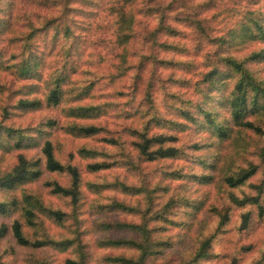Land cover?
Wrapping results in <instances>:
<instances>
[{
  "label": "rangeland",
  "instance_id": "obj_1",
  "mask_svg": "<svg viewBox=\"0 0 264 264\" xmlns=\"http://www.w3.org/2000/svg\"><path fill=\"white\" fill-rule=\"evenodd\" d=\"M233 2L234 0H163L164 7L173 8L165 22L171 32H159L154 42L150 33L159 22L156 17L146 13V8L152 7L154 2L147 6L145 0H136L131 7L134 16L133 36L127 46L130 68L123 77L113 80L111 65L117 56L116 12L127 8L123 0H0V18L5 21L11 19L10 27L0 33V62L4 63L13 58L21 44L18 38L27 34L30 27H33L35 32L32 48L43 57L41 72L47 76L49 72L63 67L67 61V67L77 70L74 78L77 83L75 86H78V92L70 95L58 108L43 107L36 112H18L12 109V105L18 98L29 97L30 95L26 94H31L35 82L18 80L0 67V84L3 86L0 92V120H5L12 128L36 127L48 119L65 123L66 115H63L61 110L70 105L99 106L102 110L98 119L81 121L100 127L102 131L98 135L77 138L65 135L59 130L51 136L59 157L64 161L71 160L72 164L78 166L82 175L83 196L78 219L79 231L82 233L81 241L88 254L87 264H112L107 262L108 257L137 255L134 250L127 248L101 247L99 242L104 239H138V235L127 230H104L100 225L139 223L138 215L132 211L119 210L114 203L144 210L148 202L144 189L152 191L151 213L163 210L162 207L170 201H177L170 204L168 213L164 214L165 221L162 219L149 222L153 235L162 241L168 240L170 244V247L161 249L155 255V264H179L187 261L196 251L198 242L214 233L208 257L198 264H264V216L259 217V208L255 206L238 208L230 201L231 195L237 198L257 196L253 186H262L264 190V161L258 157V149L263 146L264 138L260 139L250 133L242 134L245 151L240 152L238 157L235 155L236 151H240L238 146L232 143L227 149L230 155L228 168L235 169L237 159L246 162L244 168L249 164L257 166L256 173L246 185L234 189L223 185L217 174L211 185L200 184L193 177L173 175H200L203 169L197 162L202 159L207 162V157L192 155L203 152L205 145L187 143L190 136L202 133L194 127L187 131L165 130L167 134L177 136L173 146L184 153L175 159L143 162L131 146L136 140L133 130L139 131L147 121L143 118L144 112L150 106L146 101V94L149 93L151 103L158 112L164 108L166 100L186 102L181 97L190 88L195 91L197 84L209 70L206 57L227 53L242 58L264 48L259 43L246 42L236 49H217L214 54L216 38L226 35L231 28H236L238 23L245 22V15L236 20L230 15L231 9L224 7L225 4ZM248 2L257 4L260 0ZM50 21H55L59 28H71L72 34L76 36V40L73 38L76 44L73 45L69 58H66L60 49L64 44L62 34L56 35L53 29L43 27ZM201 37L204 38L203 42ZM193 39L196 40L195 44L192 43ZM142 56L143 63H140ZM254 68L264 76V64ZM86 85H92L89 93L79 95ZM32 96L42 99L43 93L38 89ZM157 104L161 107L157 108ZM6 105L11 106L7 116L3 111ZM165 111L171 113V106ZM161 117L172 120L166 116ZM76 120L80 122L79 119ZM150 127L149 133L154 128L160 129L153 124ZM236 140H240V137ZM193 144L197 149H194ZM83 147L101 152L102 155L96 160L113 164V167L107 171L89 173L85 166L90 161L83 159L78 153ZM122 153L127 154L136 165L138 160L139 167L132 168L129 164V168L114 167H118L116 159L128 162L126 157L120 158ZM26 154H38V148L29 150ZM16 155V152L3 153L0 150V168H9L15 164ZM186 168L189 171H185ZM193 168L197 171H191ZM60 181L64 185L67 183L65 178ZM116 181L128 187L138 188L142 193L131 196V193L116 187ZM90 182L100 188L92 191L86 184ZM27 187L32 191L38 190L45 200L65 209L63 202L47 194L40 181ZM260 205L264 210V192L260 197ZM178 212L182 219L173 218ZM248 212L250 224L243 229L242 215ZM224 214H228V221L222 231L216 233L218 216L220 215L221 219ZM10 221L9 218H0V226L9 224ZM67 224L69 225L64 230V236L69 235L70 230L74 228L72 221L69 220ZM47 227L55 238L63 235V230L51 223H47ZM30 253L29 249L18 247L9 235L0 238V264H28L26 259ZM34 255L48 264H64L65 259L70 257L67 252L61 253L50 248L37 250ZM185 255L187 258H184Z\"/></svg>",
  "mask_w": 264,
  "mask_h": 264
},
{
  "label": "trees",
  "instance_id": "obj_2",
  "mask_svg": "<svg viewBox=\"0 0 264 264\" xmlns=\"http://www.w3.org/2000/svg\"><path fill=\"white\" fill-rule=\"evenodd\" d=\"M135 1L123 0L127 8H121L120 12H116L117 39L115 45L117 56L114 57L115 61L111 65L113 80L123 77L130 68L128 66L127 46L133 36L134 16L131 7ZM153 2L154 4L149 8L148 5ZM162 3L163 0H145V5L148 6L146 13L156 17L159 22V26L157 25L150 33L154 42H156L159 32H171L170 28L165 26V22L170 17L173 8L168 9ZM243 21L245 22L238 23L236 28H231L226 35L216 38L214 43L216 51L214 50V54L217 53V49L224 47L236 49V47L241 46L240 44L246 42L259 43L264 46V15L246 13ZM10 25L11 19H6L5 21L0 18V33L7 30ZM43 27L53 29L56 35L62 34L64 44L60 46V49L65 57L69 58L72 55L73 45L76 44L74 41L76 36L72 34L71 28L67 26L59 28L55 21L45 23ZM33 29V27H30L27 34L18 38L21 44L17 53L13 54V58L4 63L0 62V67L9 71L16 79L34 80L35 82L32 86L34 92L32 91L31 94L27 92L26 95L29 94V97L18 98L12 105L13 110L23 113L36 112L43 107L58 108L64 104L70 95L78 92V86H75L77 83L74 78L77 70L73 69V67H67V61L63 67L49 72L47 76L41 72L43 57L39 55L41 54L40 52L32 48L33 33L35 32ZM217 54L220 55L215 56L217 58L215 63L204 74L197 85L204 83L208 91L216 90L220 92L227 90L228 83L234 74L239 73L241 81L237 88L241 90V96L233 104L231 120L227 121L216 131V139L213 143L215 154L212 159L209 161L207 158V162L206 159L197 162L203 169L202 173L200 175L192 174L191 176L180 173H173V175L193 177L200 184L211 185L215 181V174H217L223 185L234 189L246 185L247 181L257 171V166L252 164H249L247 168H241L239 172L228 168L230 155L227 149L232 143L238 146L240 151L235 152L238 157L240 152L245 151L244 143H242L244 140L241 138L242 134L250 133L260 139L264 138V88L257 87L254 80V77L261 76L260 72L256 71L254 67L264 64V48L251 52L242 58H236L227 53ZM140 63H143V56ZM248 86H252L254 93L250 104L245 99ZM91 88L92 85H86L79 95L88 94ZM2 89L3 86L0 84V92ZM38 89L43 93L42 99L32 96V93L34 95ZM146 101L150 103V106L143 114V118L147 119L146 124L139 131L133 130L136 140L131 144L138 158L143 162L151 163L159 160L175 159L184 155L181 149L173 146L177 141V136L174 134L161 133L149 136L151 124L168 131H187L194 127L202 132L204 131V125L198 123L193 113L183 109H176L175 115H177L178 119L175 120H166L159 115L151 114L155 108L151 103L149 93L146 94ZM9 107L11 106L6 105L3 109L5 116L8 115ZM61 111L63 115L64 113L66 115L65 123L48 119L47 122H40L36 127L12 128L5 123V120H0V150L3 153H17L15 164L9 168H0V218L11 219L9 224H1L0 238L9 235L18 247L29 249L31 253L27 255L28 258L26 259L28 264H48L47 261L38 259L34 255L35 251L44 248H50L61 253H69L70 257L65 259L64 264H87L88 254L85 245L81 241L82 233L79 231L80 221L78 219L83 196L81 192L83 185L82 175L78 166L72 164L71 160L64 161V159L59 157V152L51 136L59 130H62L65 135L77 138H90L98 135L102 131L100 127L81 121L98 119L102 115V110L99 106L70 105L65 109L62 108ZM155 111L158 112L156 109ZM196 111L203 112V108L198 105L196 106ZM204 115L205 119H207V113H204ZM76 119H79L80 122H77ZM238 137H240V140H236ZM109 143L111 142L109 141ZM36 148H38V154L32 156L26 154L27 151ZM194 149H197L196 145ZM258 150V157L264 161V142L263 146ZM78 153L83 159L90 161L85 168L91 174L107 171L113 167V164L96 160L102 155L97 150L83 147ZM121 157H126L128 162L116 159L118 167H114L129 168V165L136 169L139 167L138 160L136 165L134 160L130 159L127 154L122 153ZM59 178L67 179V183L65 185L62 184ZM39 181L50 197L64 203L65 209L64 207L54 206L45 200L38 190L32 191L27 187ZM86 184L94 192L100 188L99 185L91 182ZM114 185L122 191L131 193V196H137L142 193L138 188L128 187L117 181ZM253 187L257 192V196L237 198L231 195L230 201L238 208H244L248 205L255 206L259 208V217H263L264 210L260 205V197L264 190L262 186ZM143 192L146 193L148 201L144 210L122 203H114L119 210L132 211L138 215L140 218L139 223L100 225L104 230H127L138 235V239L130 237L100 241L99 245L101 247L127 248L137 253L135 257H125L123 255L108 257L106 260L109 263L155 264V255L161 249L170 247L168 240L162 241L153 235V230L149 228V222L162 219L165 221L164 214L168 213V209L171 207L170 204H174L177 201H170L162 207L163 210L151 213L152 201L150 196L152 191L144 189ZM218 218L216 233L222 231L223 226L228 221V214L221 216V219L219 215ZM69 220L72 221L74 228L70 230L69 235L64 236V230L67 229ZM47 223L62 229L63 235L55 238L49 233ZM249 224L250 213L248 212L242 215V228H247ZM214 237L215 233L200 240L196 251L190 259L179 264H198L199 261L207 258L208 250ZM149 260L150 263H148Z\"/></svg>",
  "mask_w": 264,
  "mask_h": 264
},
{
  "label": "clouds",
  "instance_id": "obj_3",
  "mask_svg": "<svg viewBox=\"0 0 264 264\" xmlns=\"http://www.w3.org/2000/svg\"><path fill=\"white\" fill-rule=\"evenodd\" d=\"M224 7L230 8L232 15L236 20L243 17L246 13H250L252 15H264V0H260V3L253 4L249 3L248 0H234L231 4H225ZM195 35V33H193ZM201 42H203L204 38H200ZM193 44L196 43V40L193 39ZM209 61V70L213 66V62L216 57H206ZM255 85L259 88H264V76L254 77ZM241 81V75L239 73L234 74L231 81L228 83L227 90H222L220 92L216 90L208 91L206 85L201 83L196 86V90L189 89L188 92L181 97L182 100L188 101L187 103H180L173 100H166L164 104V108H161L159 112H156L155 109L153 113L159 116H166L168 119H178L177 115H175L176 109L187 110L196 117L198 123L204 125V131L196 136H190L187 139V143H200L205 145V149L200 153H192V155L204 156L209 159H212L214 153L213 142L216 139V131L218 128L222 127L227 121L231 120V115L233 111V104L238 100L241 96V90L237 88V85ZM167 91V89H165ZM247 96L245 99L250 104L252 101V97L254 95L252 86H248L246 88ZM207 97V98H206ZM200 106L203 108V112H197L196 106ZM171 106V113L165 111V109ZM133 107H135V102L133 103ZM157 108L161 106L157 104ZM204 113H207V119H205ZM139 127V125H137ZM156 132H165L164 129H153L149 135H153ZM165 134H167L165 132ZM155 147V146H154ZM236 168L234 169L236 172H239L241 168L246 167V162H243L242 159L236 160ZM185 171H189V169H185ZM191 171H197V169L193 168ZM247 191V189H245ZM182 194V193H181ZM239 195V193H237ZM174 219H182L177 213V216L173 217ZM184 258H187L185 255Z\"/></svg>",
  "mask_w": 264,
  "mask_h": 264
}]
</instances>
